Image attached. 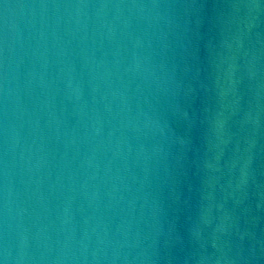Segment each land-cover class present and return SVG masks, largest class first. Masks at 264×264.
I'll list each match as a JSON object with an SVG mask.
<instances>
[{
  "label": "water",
  "instance_id": "water-1",
  "mask_svg": "<svg viewBox=\"0 0 264 264\" xmlns=\"http://www.w3.org/2000/svg\"><path fill=\"white\" fill-rule=\"evenodd\" d=\"M0 264H264V0H0Z\"/></svg>",
  "mask_w": 264,
  "mask_h": 264
}]
</instances>
